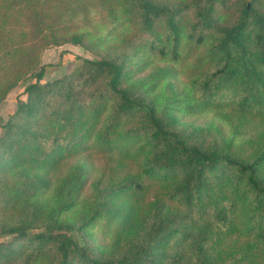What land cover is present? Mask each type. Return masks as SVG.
<instances>
[{"label": "trees", "instance_id": "16d2710c", "mask_svg": "<svg viewBox=\"0 0 264 264\" xmlns=\"http://www.w3.org/2000/svg\"><path fill=\"white\" fill-rule=\"evenodd\" d=\"M181 1L193 10L0 0V102L21 86L0 126V264H264V0L222 27L233 0ZM95 17L110 26L104 38L121 30L125 52L41 82L39 53L97 37ZM140 49L165 65L140 76ZM186 63L192 75L177 88ZM208 111L263 129L235 141L181 127Z\"/></svg>", "mask_w": 264, "mask_h": 264}, {"label": "rangeland", "instance_id": "374dc122", "mask_svg": "<svg viewBox=\"0 0 264 264\" xmlns=\"http://www.w3.org/2000/svg\"><path fill=\"white\" fill-rule=\"evenodd\" d=\"M162 2L163 4H168L170 7L171 5L177 9H186L187 13H190L193 10V6L188 1H181V0H157ZM247 0H233L231 2L230 8L220 13L221 16L218 20L217 26L222 27L223 25H228L236 20L238 17L239 11L242 8V5ZM191 5V7H190ZM258 9L262 7L256 5ZM93 25L96 27L97 34L103 37V41L97 42V37H91L84 40V45L82 46H74L69 43H60L56 45H50L45 47L40 53L38 57V65L35 68V71L39 73L40 81L41 82H48L50 80L56 79L61 77L62 75L73 71L78 65L81 64L83 59H98L103 57L104 55H109L110 53H123L125 52V48L120 47L123 43L120 42V29L116 31L112 36L106 37L105 33L110 27L109 25L103 24V22L99 21L97 17L93 19ZM127 30V28H123L122 31ZM124 33V32H123ZM119 36V37H118ZM120 47V48H119ZM133 51V50H132ZM137 56L132 59V62L135 63L133 66H136L138 63L141 64L143 61L148 62V66L144 69V72L140 75H146L150 69L156 66H164L165 62H160L157 59H154L151 55L148 54L143 49H140ZM34 71V72H35ZM179 77L176 81L177 88H180L184 84L187 83L189 77H191V69L186 64H183L179 67ZM139 76V77H140ZM21 89V86L17 85L14 87L4 98L3 101L0 102V126L3 125L10 114L15 109V99L17 98L18 93ZM159 91V90H158ZM160 94V93H159ZM216 113L213 111L204 112L198 115L182 118L180 117V123L182 128L186 129H196V128H205L207 126L215 127L221 130L222 134L225 135L227 138L234 136L235 141H243L250 137L256 135V133L260 132L263 129V126L257 122L249 123L247 127L239 128L237 127V122L235 115L233 113ZM223 115L229 116L231 119L230 124L225 123L223 120ZM235 118V119H234ZM3 130L0 128V134H2ZM95 165L99 166L101 163L95 162ZM88 193L86 190L85 194ZM79 207L71 209L67 211L59 217V221L62 224L72 223L74 221L73 215H77ZM73 216V217H72ZM4 218L0 217V226L3 223ZM38 230L31 229L30 232L34 233ZM91 236L95 239L96 244L103 243V235L99 229V227H95L89 231ZM8 238H2L0 241H6ZM24 264L23 262H21Z\"/></svg>", "mask_w": 264, "mask_h": 264}]
</instances>
